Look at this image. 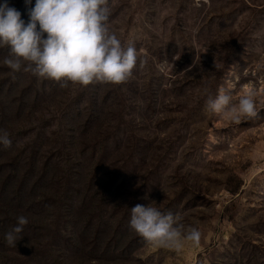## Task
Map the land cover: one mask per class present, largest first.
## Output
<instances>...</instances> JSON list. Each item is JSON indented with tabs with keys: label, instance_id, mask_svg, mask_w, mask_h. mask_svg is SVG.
I'll return each instance as SVG.
<instances>
[{
	"label": "rangeland",
	"instance_id": "obj_1",
	"mask_svg": "<svg viewBox=\"0 0 264 264\" xmlns=\"http://www.w3.org/2000/svg\"><path fill=\"white\" fill-rule=\"evenodd\" d=\"M7 3L27 23L35 0ZM109 4L108 27L145 61L125 83L60 88L13 75L0 49V264H264V109L240 125L205 111L220 89L264 98V0ZM149 203L199 246H148L130 218Z\"/></svg>",
	"mask_w": 264,
	"mask_h": 264
},
{
	"label": "clouds",
	"instance_id": "obj_2",
	"mask_svg": "<svg viewBox=\"0 0 264 264\" xmlns=\"http://www.w3.org/2000/svg\"><path fill=\"white\" fill-rule=\"evenodd\" d=\"M207 2L194 0V6ZM25 3L30 5L31 0ZM27 14L26 23L7 0L0 5V49L9 50L3 63L13 75L23 70L38 79L54 81L60 88L87 87L93 83H125L138 63L144 67L135 42L125 46L108 27L109 0H35ZM261 55L264 57V53ZM258 68H264V59ZM262 109L264 98L254 87L244 89L237 97L231 89H220L215 97L208 95L205 102L208 115L231 125L258 119ZM11 144L9 133L0 129V145L9 148ZM181 219L151 203L137 204L131 208L130 229L148 246L180 254L186 246L198 247L201 240L198 229L185 232ZM27 223L26 217H17V225L5 234L7 246H17Z\"/></svg>",
	"mask_w": 264,
	"mask_h": 264
},
{
	"label": "trees",
	"instance_id": "obj_3",
	"mask_svg": "<svg viewBox=\"0 0 264 264\" xmlns=\"http://www.w3.org/2000/svg\"><path fill=\"white\" fill-rule=\"evenodd\" d=\"M56 165L61 166V158H60V156H58L57 159H56ZM11 174H12V176H14L12 171H11ZM8 178L9 177H7V179ZM55 226H58V221H56ZM44 229L45 228H42V230H44Z\"/></svg>",
	"mask_w": 264,
	"mask_h": 264
}]
</instances>
